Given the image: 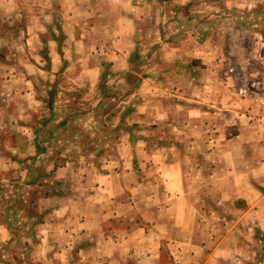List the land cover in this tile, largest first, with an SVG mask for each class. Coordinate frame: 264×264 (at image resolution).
Wrapping results in <instances>:
<instances>
[{
	"label": "rangeland",
	"instance_id": "1",
	"mask_svg": "<svg viewBox=\"0 0 264 264\" xmlns=\"http://www.w3.org/2000/svg\"><path fill=\"white\" fill-rule=\"evenodd\" d=\"M135 1L0 15V264H264V0Z\"/></svg>",
	"mask_w": 264,
	"mask_h": 264
},
{
	"label": "crops",
	"instance_id": "2",
	"mask_svg": "<svg viewBox=\"0 0 264 264\" xmlns=\"http://www.w3.org/2000/svg\"><path fill=\"white\" fill-rule=\"evenodd\" d=\"M23 0H0V15L2 14H6V10L8 9L10 11V8L12 9V6H17L20 4H23L22 2ZM78 0H75V2H77ZM103 2L106 1V0H102ZM109 2L111 1V3L113 2H116V1H119L121 4H124L125 1H129V0H108ZM137 2L135 5L137 7H140L141 5V2L144 3V0H137L135 1ZM58 4H60L58 1H57ZM85 4L89 3V2H84ZM26 4V3H25ZM11 18V17H10ZM1 19V18H0ZM9 20V19H8Z\"/></svg>",
	"mask_w": 264,
	"mask_h": 264
}]
</instances>
